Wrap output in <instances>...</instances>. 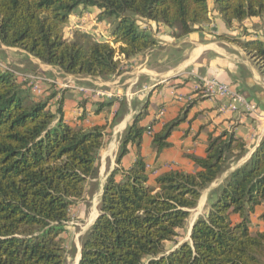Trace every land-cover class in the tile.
Masks as SVG:
<instances>
[{"label":"trees","instance_id":"16d2710c","mask_svg":"<svg viewBox=\"0 0 264 264\" xmlns=\"http://www.w3.org/2000/svg\"><path fill=\"white\" fill-rule=\"evenodd\" d=\"M210 1L229 30L245 20L264 22V0H0V45L66 75L108 80L123 71L125 61L155 47L141 21L183 38L207 22ZM79 9L99 11L95 21L110 27L107 38L78 29L66 36L64 28ZM241 33L251 36L245 28ZM231 41L264 76V39ZM1 64L0 264H66L62 234L71 208L83 200L86 183L97 178L100 152L120 116L116 112L102 125L71 127L61 103L52 111V97L33 96L30 82ZM202 98L198 93L152 134L156 154L170 147L171 132ZM95 105L98 114L111 103ZM146 108L126 128L118 164L129 146L139 151L141 136L150 129L140 125ZM247 151L246 142L232 132L210 133L203 157H189L193 172L162 170L138 152L128 169H120V180L118 170L108 176L99 214L81 238L78 264H264V232L251 231V216L264 205V139L212 190L189 240L166 249L187 227L203 191ZM258 219L264 222V212Z\"/></svg>","mask_w":264,"mask_h":264},{"label":"crops","instance_id":"0c3cea01","mask_svg":"<svg viewBox=\"0 0 264 264\" xmlns=\"http://www.w3.org/2000/svg\"><path fill=\"white\" fill-rule=\"evenodd\" d=\"M209 8L207 22L197 27V31L179 39L173 37L172 32L163 25L141 21L142 27L155 40V47L144 55L125 61L123 71L108 80L66 75L58 68L44 65L20 50L0 45L2 49L19 52L28 63L27 68L44 72L46 80L42 97H52L50 100L52 111L57 101L62 104L63 120L69 126L86 128L95 124L102 125L106 121L109 122L116 112L119 113L120 120L106 138L105 146L100 152L97 178L86 183L83 200L73 208L78 214V220L91 219L90 226L92 225L99 214L98 204L108 176L118 170L115 179L120 180V169H128L138 152L150 164H155L162 170L178 169L193 172L195 168L189 157H203L208 134L232 132L246 142L248 151L243 159L218 179L219 185L230 171L250 158L264 139V76L248 54L237 43L231 41L238 37L241 41L250 38L264 39L262 32L258 30L254 33L245 24L250 21L259 25L262 21L245 20L238 28L229 30L221 16L212 10L211 1ZM77 11L78 14L74 12L69 22L76 18V15L79 19L84 18L85 14L95 18L99 13L97 9ZM95 25L108 27L96 21ZM243 28L251 35L250 37H245L241 33ZM204 77L230 85L257 107L259 116L240 110L230 111L226 108L228 101L204 97L187 110L184 121L171 132L168 139L170 147L156 154L151 149L152 134L178 117L186 103L197 97L200 92L195 90V87L198 79ZM81 88L101 89L115 96L96 98L89 92L79 91ZM97 102H109L111 106L96 114ZM145 104L146 114L140 125L144 128L150 127L148 131L152 134L148 135V131H145L141 136L139 151L135 146H129L127 154L118 164L117 155L122 136L133 117ZM161 110L163 114L159 115ZM216 182L207 189L217 188ZM263 212L264 205L256 208L251 216V231L264 232V222L258 219Z\"/></svg>","mask_w":264,"mask_h":264},{"label":"rangeland","instance_id":"374dc122","mask_svg":"<svg viewBox=\"0 0 264 264\" xmlns=\"http://www.w3.org/2000/svg\"><path fill=\"white\" fill-rule=\"evenodd\" d=\"M93 11V10H92ZM78 11H76V14ZM76 18H72V20L65 26L64 31L66 36H70L71 33L73 32L74 29L80 30L83 33H88L92 36L104 39L107 38L109 34V29L106 25L107 28L104 26H99L95 25V18L93 16H89V14H85L84 18L79 19V16L76 15ZM247 25V28L254 33L262 32L264 34V22L261 24H253L250 21L245 23ZM258 25V26H257ZM246 27V26H245ZM259 34V33H258ZM264 37V35H263ZM0 63L1 65L9 68L10 70L14 71L16 74H32V70L27 68V62L24 61L23 57L19 54V52L13 51V50H7V49H2L0 47ZM37 75H39L41 78L46 80V77L43 75L44 72L37 70ZM38 89L31 90V94L34 96L37 95H43L44 94V89H45V84L44 82H39L37 83ZM35 90V91H34ZM220 180H218L215 184L218 185ZM215 185V186H216ZM219 186V185H218ZM212 192L211 188L205 190L201 198L198 202L197 207L192 210L188 225L184 230H179L177 237L175 238L174 243H167L166 244V249L167 250H172L176 247V243H181L184 241L189 240V235L191 231V226L194 223V221L199 217L202 216L206 213V210L209 205V195ZM74 207L71 208V221L65 225V232L62 234V238L64 241V246L66 249L67 253V262L66 264H77L78 259L80 257V242L81 238L84 235V232L87 231V228L90 226V220L91 219H86L84 221H80L77 219L78 214L75 213V210H73ZM72 223L76 224L75 226L72 225Z\"/></svg>","mask_w":264,"mask_h":264},{"label":"built area","instance_id":"2783aa9c","mask_svg":"<svg viewBox=\"0 0 264 264\" xmlns=\"http://www.w3.org/2000/svg\"><path fill=\"white\" fill-rule=\"evenodd\" d=\"M6 70H9L10 72H13L15 75L19 76L22 81H29L32 90L38 89L37 83L44 82V79L41 78L37 74H16L14 71L10 70L7 67H3ZM34 90V91H35ZM195 90H198L203 97H206L208 99H214V100H226L228 101L227 109L230 111H244L247 113L255 114L256 116H259L257 112V107L251 103H249L243 96L239 95L235 90L232 89V87L228 84L222 83L216 79L213 78H199L198 83L195 87ZM79 91L83 93L89 92L90 94H93L96 98H112L115 95L110 92H106L101 89H79ZM163 114V110L160 111L159 115ZM148 135H151V131L147 132ZM153 173L155 174L156 171L154 170Z\"/></svg>","mask_w":264,"mask_h":264},{"label":"water","instance_id":"95a60500","mask_svg":"<svg viewBox=\"0 0 264 264\" xmlns=\"http://www.w3.org/2000/svg\"><path fill=\"white\" fill-rule=\"evenodd\" d=\"M193 227V224H192V226H191V228ZM80 250H81V248H80ZM80 258V257H79ZM78 262H79V259H78ZM78 262H77V264H78Z\"/></svg>","mask_w":264,"mask_h":264}]
</instances>
